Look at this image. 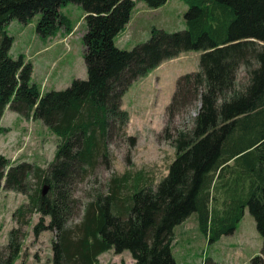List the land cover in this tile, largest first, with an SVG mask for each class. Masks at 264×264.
I'll return each mask as SVG.
<instances>
[{"label": "trees", "instance_id": "1", "mask_svg": "<svg viewBox=\"0 0 264 264\" xmlns=\"http://www.w3.org/2000/svg\"><path fill=\"white\" fill-rule=\"evenodd\" d=\"M140 1L156 9L167 0ZM180 1L186 6L183 30L151 28L145 42L124 50L115 39L135 0H0V119L8 110L39 121L56 138L44 168L0 155V190L25 197L13 211L16 226L0 247V264L19 260L22 226L34 212L39 218L32 235L53 234L48 264H98L108 251L128 252L133 264H176V225L195 214L199 232L212 244L234 231L244 208L261 238L248 264H264V0ZM69 3L84 15L86 79L41 93L30 83V64L9 56L12 38L5 27L38 15L36 35L53 37L69 29L60 13ZM190 51L199 52L198 69L176 79L164 111L161 139L174 151L165 175L153 184L140 174L130 180L123 174L83 203L74 198L77 181L98 163L108 166L111 134L135 145L133 136H125L129 118L121 108L130 84ZM194 104L189 125L175 127L174 119Z\"/></svg>", "mask_w": 264, "mask_h": 264}, {"label": "rangeland", "instance_id": "2", "mask_svg": "<svg viewBox=\"0 0 264 264\" xmlns=\"http://www.w3.org/2000/svg\"><path fill=\"white\" fill-rule=\"evenodd\" d=\"M177 2L179 0H168L167 7L162 11H145L140 10V0H135L131 11V15H136V21L131 26L133 40H140V31L149 34L151 28L164 25L168 19L175 24L178 19L183 20L186 7H183V13L175 10V7L183 6V3ZM60 13L66 18L67 27L73 29L69 40L70 52L63 55V58L62 54L66 51L63 42L49 49L45 48L54 44L57 36L65 34L57 32L49 38L37 36L35 23L38 15L33 16L25 25L12 20L5 27V32L12 38L9 56L13 59L20 57L24 62L33 64L36 70L30 78V83L35 84L40 91L52 89L45 88L47 78L44 77L50 65L56 61L63 67L65 63H69L56 91L65 89L73 79H86L81 43V35L85 30L83 11L80 6L69 3L60 8ZM138 43L132 45L130 42L124 49L130 50ZM198 58L199 52L182 53L178 59L163 65L155 72L156 80L140 83L134 81L130 84L121 102L131 114V119L124 129L125 136H133L135 145L130 147L125 137L111 134L105 142L108 166L98 163L84 179L77 181L72 187L74 198L83 203L95 191L104 192L109 180L123 174L127 175L129 180L140 174L143 179L152 181L153 184L165 175L167 165L174 155L169 143L161 139V131L166 121L165 107L169 103L176 79L185 73L197 71ZM196 110L197 104H194L186 114L176 117L173 125L177 128L189 125ZM55 142L56 138L39 121L23 119L8 110L4 111L0 119V155L10 163L24 161L44 168L52 160ZM22 204H25L24 196L0 190V247L6 243L7 232L16 226L12 217L13 211ZM80 217L81 210L74 217V221H78ZM27 218L28 224L22 226V251L16 264H48L53 234L44 231L34 237L31 228L37 223L39 214L34 212ZM44 220L46 223L47 218ZM172 233L171 249L176 264H248L249 259L258 254L261 245L254 220L246 208L243 209L242 217L234 231L221 236L212 244H207L199 232L195 214L176 225ZM120 262L133 264L128 252L114 254L108 251L98 258V264Z\"/></svg>", "mask_w": 264, "mask_h": 264}, {"label": "crops", "instance_id": "3", "mask_svg": "<svg viewBox=\"0 0 264 264\" xmlns=\"http://www.w3.org/2000/svg\"><path fill=\"white\" fill-rule=\"evenodd\" d=\"M167 2H168V0L166 1V3L164 5L160 6L159 8L150 9L143 2L140 1V10H145V11H147V10H150V11H162V9H164L165 7H167ZM179 2L183 3L180 0H179ZM179 2H177V3H179ZM177 5H179V4H177ZM183 7H184V9L186 7L184 5V3H183V6L180 5L178 7H175L176 8L175 10H180L181 13H183L184 12ZM178 12L179 11H177V14H178ZM135 21H136V15L135 14L131 15V13H130V17H129V20H128L127 24L124 26V28L116 36L115 44H116V46L118 48L124 49L130 42L132 43V45L135 44L136 42H139L138 44H140V43L143 42V40H146V38L148 37V34H144L142 31H140V40H138V41L133 40L131 26H132V24ZM163 24L164 25H158V26H154V27L155 28H158V29H161L163 31L169 32V33L170 32L181 31V30L184 29V22H183V20H180V19L177 20L176 24L172 20H169V19L166 22H164ZM72 31H73V29H68V31H65L64 29H60L58 32H60L61 34L64 33L65 35H63V36L62 35L57 36V39L54 42V44L47 46L45 48V50L46 49H49L53 45H57L58 43H62L63 42L66 45V51L63 52L62 58H63V55L69 54V52H70L69 40H70V37L73 35V32ZM10 48H11V46H10ZM181 55L182 54H180L178 57H176L174 59H171V60L162 62L158 67H156L155 69H153L152 71H150L145 77H143L141 79H138L137 81L140 83V81L148 82L149 80L152 81V79H155L156 80V73L155 72L158 71L159 69H161V67L163 65H165V64H167V63H169L171 61H174V60L178 59ZM59 58H61V56ZM61 65L62 64L61 63H58L57 61H56V63L54 62V63H52L50 65V69L46 72V75L44 77V78H47V82H46L45 88L46 87L52 88L51 90H55V91L59 88L57 86L61 82V80H62V78H63V76L65 74V67L66 66H67V68L69 67V63H65V66L64 67L61 66ZM30 66H31V75H30V78H31L36 69H34L33 64H30ZM191 72H194V71H191ZM40 92L41 93L42 92H45V90L40 91ZM121 108L123 110L127 111L128 118H129L128 121H129L131 119V114L123 106L122 102H121Z\"/></svg>", "mask_w": 264, "mask_h": 264}]
</instances>
